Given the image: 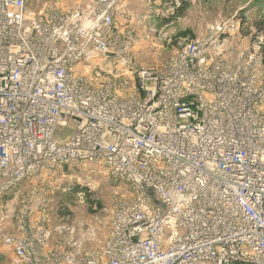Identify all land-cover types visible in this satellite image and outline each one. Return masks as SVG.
I'll return each mask as SVG.
<instances>
[{"label": "built area", "instance_id": "1", "mask_svg": "<svg viewBox=\"0 0 264 264\" xmlns=\"http://www.w3.org/2000/svg\"><path fill=\"white\" fill-rule=\"evenodd\" d=\"M121 2L37 15L29 0H0V231L9 192L84 164L85 184L102 172L133 198L114 194L100 250H84L95 230L69 218L54 264H264V88L230 69L225 36L236 23L189 40L157 69L138 68L116 27ZM92 65L135 77L138 92L95 84ZM46 196L31 195L44 219ZM19 229L0 241L14 264H34L33 244L52 234L39 225L32 242L24 216Z\"/></svg>", "mask_w": 264, "mask_h": 264}, {"label": "rangeland", "instance_id": "2", "mask_svg": "<svg viewBox=\"0 0 264 264\" xmlns=\"http://www.w3.org/2000/svg\"><path fill=\"white\" fill-rule=\"evenodd\" d=\"M93 1L29 0V9L37 15L47 14L48 11L76 10ZM228 22L237 25L235 29L227 26L229 32L225 36V56L230 69H240L249 77L253 72L256 84L264 88V0H122L116 16L118 31L130 40L127 44L135 66L153 69L168 62L189 40L207 38L212 28ZM117 66L114 63L113 67ZM87 69L95 84L115 82L116 89L125 97L138 92L135 77L104 75L96 65ZM85 167L84 164L57 167L22 182L17 187L22 189L21 195L16 196V191V197L8 196L4 200L8 219L1 226L0 238L18 235L24 216L27 231L32 236L39 225H45L52 234L48 244L54 248L60 235L57 229L70 218V224H85L95 230L96 240L87 242L84 250L103 248L110 234L114 194L130 199L133 193L131 187L113 183L102 172L93 176L91 186L85 184L90 173ZM37 189L47 194L46 219L41 201L31 199ZM14 198L17 202L11 203ZM27 204L28 208L24 209Z\"/></svg>", "mask_w": 264, "mask_h": 264}, {"label": "crops", "instance_id": "3", "mask_svg": "<svg viewBox=\"0 0 264 264\" xmlns=\"http://www.w3.org/2000/svg\"><path fill=\"white\" fill-rule=\"evenodd\" d=\"M21 190L18 189V188H15L11 192H9L6 195V197H8V196L14 197L15 196L14 192H16V191H17L16 196H19L22 193ZM12 193H13V195H12ZM6 197H5V199H6ZM10 202L11 203H16L17 202V198H14L13 201L10 200ZM10 226H11L10 229H12L13 228V225H10ZM13 235H16V234H13ZM28 237L33 242L32 235L29 234ZM59 240H60V236H59L56 244L54 245V248H55V246H57ZM48 243L47 244H43V245H40V244L37 245L36 243L33 244L32 247H34L33 248V253H34V255H33L34 261H33V263L34 264H54V262H52V261L49 260V252L51 250H53L54 248L53 247H50V245ZM64 246H66V249L68 251L72 248V246H70V245L68 246V245L65 244ZM14 259H15V251H14V249H12V248H10L8 246H5L3 243H0V264H14L13 263ZM63 264H67V263H63Z\"/></svg>", "mask_w": 264, "mask_h": 264}, {"label": "trees", "instance_id": "4", "mask_svg": "<svg viewBox=\"0 0 264 264\" xmlns=\"http://www.w3.org/2000/svg\"><path fill=\"white\" fill-rule=\"evenodd\" d=\"M264 24V23H263ZM77 190H80V189H77Z\"/></svg>", "mask_w": 264, "mask_h": 264}]
</instances>
